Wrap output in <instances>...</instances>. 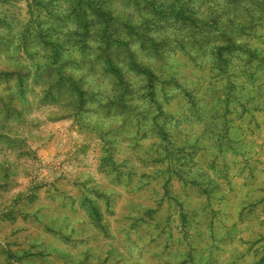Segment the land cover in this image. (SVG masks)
<instances>
[{"label": "rangeland", "instance_id": "374dc122", "mask_svg": "<svg viewBox=\"0 0 264 264\" xmlns=\"http://www.w3.org/2000/svg\"><path fill=\"white\" fill-rule=\"evenodd\" d=\"M0 264H264V0H0Z\"/></svg>", "mask_w": 264, "mask_h": 264}]
</instances>
